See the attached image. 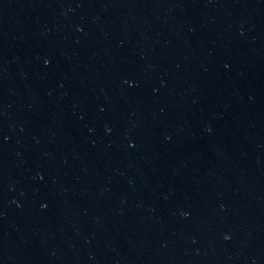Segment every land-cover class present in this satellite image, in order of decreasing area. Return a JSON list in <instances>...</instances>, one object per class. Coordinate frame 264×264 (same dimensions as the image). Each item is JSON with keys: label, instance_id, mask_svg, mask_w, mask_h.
Here are the masks:
<instances>
[{"label": "water", "instance_id": "1", "mask_svg": "<svg viewBox=\"0 0 264 264\" xmlns=\"http://www.w3.org/2000/svg\"><path fill=\"white\" fill-rule=\"evenodd\" d=\"M0 264H264V0H0Z\"/></svg>", "mask_w": 264, "mask_h": 264}]
</instances>
